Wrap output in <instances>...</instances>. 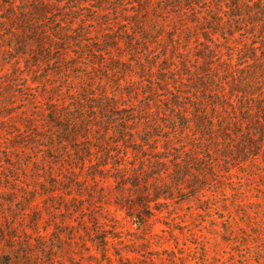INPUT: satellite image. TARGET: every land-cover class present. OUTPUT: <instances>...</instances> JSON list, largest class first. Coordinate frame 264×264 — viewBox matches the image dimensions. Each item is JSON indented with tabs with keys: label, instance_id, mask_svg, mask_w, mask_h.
<instances>
[{
	"label": "rangeland",
	"instance_id": "374dc122",
	"mask_svg": "<svg viewBox=\"0 0 264 264\" xmlns=\"http://www.w3.org/2000/svg\"><path fill=\"white\" fill-rule=\"evenodd\" d=\"M142 1L0 0V264H264V145L241 163H224L225 143L214 147L213 159L201 152L199 163L212 161V172L194 170L191 189L138 205L154 186L170 185L172 162L187 160L181 152L201 146L193 130L185 138L173 133L179 106L194 101L191 79L205 64L198 52L207 45L218 61L239 64L243 46L254 40L240 21H229L225 6L185 10L187 0ZM45 7L50 14L41 26L33 15ZM202 16L226 22L210 44L197 41L208 38L195 30ZM44 26L59 33L43 39L54 49L44 48L50 55L36 66L40 37L31 32ZM86 86L106 92L118 104L114 112L127 114L99 115L93 127L110 131H92L91 144L103 138L104 149L81 171L58 140H48L49 120L77 112ZM229 103L224 115L233 118L235 107L242 119L246 103L236 95ZM184 112L192 114V105ZM121 127L125 141L117 137ZM151 135L164 138L152 140L155 151L140 141Z\"/></svg>",
	"mask_w": 264,
	"mask_h": 264
},
{
	"label": "trees",
	"instance_id": "16d2710c",
	"mask_svg": "<svg viewBox=\"0 0 264 264\" xmlns=\"http://www.w3.org/2000/svg\"><path fill=\"white\" fill-rule=\"evenodd\" d=\"M148 1L150 0H144L139 3L145 4ZM169 1L170 0H167V2ZM187 1H189L188 6L183 5L184 9L185 7L191 9L193 6L198 7L204 4L209 5L208 7H212L213 10H216L218 7H227L229 12H232L229 21H240L239 26L248 29V35L254 38V40H252L249 45L243 46L244 51L241 53L242 55L239 56L241 57L239 58V64H234V58L218 61L215 54L216 51L214 52L207 45L205 47L203 46V49L198 52L196 57L202 59L205 64L203 67L194 70V76L196 78L191 79V84L196 85V88L193 89L195 94L191 96V99H194V101L191 100L190 104L184 102V104L179 106L181 107V113H183L182 119L177 120V118H175L174 123L176 127L173 133H177L178 136L180 135V137L185 138L188 137L189 133L191 134L190 130H193L195 138H197L201 146L189 153L181 152L180 156L187 160L177 159L172 162L173 170L172 174L169 175L170 185L164 184L162 186H154V188L150 189L153 191L146 199L140 196L141 198L138 199V205L141 206L151 204L160 197H165V200H168L172 190L191 189L188 185L193 184L194 180H197L193 177L194 170L199 173L205 172V174L207 171L212 172L214 167L212 161H207L203 164L199 163L201 152L206 153V155H209V157L213 159L216 149L214 147L218 145L220 148V146L225 143L228 147L220 152L222 157L224 156V163H230L232 160L241 163L249 160L247 155L250 153H252V156L258 155V152H256L257 154L253 153H255V151H260L264 145V0H220L217 2L211 0ZM147 8L146 6L141 7L143 10ZM35 11L36 13L33 17H41L42 19L39 18V22L42 26L45 24V17H47L50 12L47 7ZM25 13L23 18L26 21L32 20V14H29L27 11H25ZM196 14L197 13H195L194 16H197ZM207 17L208 18L203 19L202 16V22H196L198 29L195 30L199 31L200 29L202 32L205 31L208 35V38L207 36L197 38L198 42L199 40H203L206 44H210L212 43L211 39L220 35L221 29L227 26L226 22H224L221 17H219L221 20H217V16V19L211 16L212 19L209 18V16ZM133 24L136 26V29L140 30L144 26L143 22H133ZM54 33L55 32H52L50 28H46V26L41 27L40 30L31 32V35L40 37V46L38 47L39 60L37 64H35L36 66H38L40 62L42 64L47 61L46 55L49 53L46 54L44 48L53 47L45 43L43 44V39L49 40L50 38H55V35H58L57 33H59V31ZM191 39L193 38H189V42ZM53 40L54 39L50 42L52 46H54V44H52ZM131 43L132 40L128 41L127 45ZM15 47H13V49ZM116 48L118 49L119 47L116 45L112 46V49ZM9 49H12V46H10ZM115 71L123 72L125 75L129 73L126 71L124 72L119 67H114L112 72ZM190 71L191 70H188V77L191 76ZM220 80H224V82H220ZM91 88L92 86H86L82 91L84 94H79L82 100L81 103L78 104L77 112L73 110L72 114H70L63 111L58 119L51 117L49 120L52 125L50 129L53 131V134L48 140L52 142L58 140L59 145L66 148L65 154L67 159L70 160V166L81 171H84L87 163L92 164V157L95 160L101 159V156L97 157V154L99 150L102 151L104 149V139L102 138L99 140V145L97 147L93 146L91 144L94 138L92 131H98L101 136V134H108L110 130L106 128L108 126H105V124L93 127V123L99 121V115L112 113V115L118 119L127 114L114 112L119 109L118 104L112 103L114 99L108 97L106 92L95 95L89 91ZM235 95L239 100L241 99L246 103H244L246 106L241 110L243 114L242 119L238 115L235 107H233V118H230L229 115H224L228 111L229 101H231L232 97H235ZM176 99L177 103L173 105L178 108L176 106L180 103L178 101H183V99L181 100L179 96H176ZM148 105L151 104L149 103ZM187 105H192L193 107V113L190 115L184 112ZM178 110L180 109L178 108ZM210 110H212L213 115L210 114ZM90 113H93V116L90 117ZM123 123H127L128 125L129 123H134V120H124ZM243 124L246 126V131L242 130ZM126 132L127 130L124 127L118 130L117 137L120 141H125ZM230 134H233V136L242 141L235 142V137L233 136L230 140H226V138L230 137ZM223 137H225V139H223ZM153 139L155 140V142H153L157 143L156 139L161 140L164 138L151 135L150 138L148 137L140 141L143 142L144 146L146 145V147L155 151L158 148H152L150 145ZM82 140L87 142V144L81 145ZM171 142L172 140H167V144ZM164 149L167 150L165 146ZM51 153H54V151H51ZM104 156L110 157L108 155H103V157ZM166 165L167 163L162 165L158 164L156 168L160 169ZM230 165L232 166V164ZM107 166L108 164H101L100 169H106ZM193 166L196 168H192ZM52 186L54 187V184ZM47 195L52 197L53 193H48ZM153 198H156V200L154 201Z\"/></svg>",
	"mask_w": 264,
	"mask_h": 264
}]
</instances>
